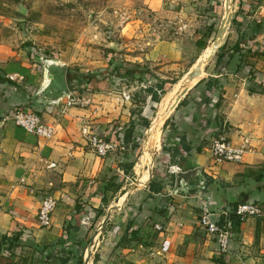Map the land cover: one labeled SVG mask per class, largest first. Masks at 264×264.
<instances>
[{
	"label": "crops",
	"instance_id": "crops-1",
	"mask_svg": "<svg viewBox=\"0 0 264 264\" xmlns=\"http://www.w3.org/2000/svg\"><path fill=\"white\" fill-rule=\"evenodd\" d=\"M187 5L149 4L155 18L169 13L173 20L167 22L176 27L167 37L158 33L141 43L145 49L125 59L138 71L129 70L120 79L145 88L155 80L152 67L163 73L187 61V70L195 65L208 38L206 33L202 49L196 46L206 31L199 26L187 29L182 17ZM189 5L199 13L216 7ZM233 18L200 76L187 84L179 99L172 101L170 91L142 140L135 164L141 184L159 146L162 123L170 115L161 141V163L171 166L170 172L160 170L143 188L121 197V191L112 195L105 186L112 176L120 184L134 175V169L128 176L123 171L135 149L132 144L139 143L137 103L130 90L123 91L129 98L119 96L120 104L114 108L98 105L94 110L93 104L62 110L63 99L57 104L37 102L33 98L44 71L36 69L22 50L0 46V264H70L72 247L87 246L86 242L98 252L91 264H264V0H240ZM121 60H115L117 65ZM90 85V90L99 91L98 98L105 97L103 84L101 90L96 83ZM17 109L36 111L44 123L56 126L55 134L46 140L16 126L10 115ZM222 124L233 144L246 146L240 162L216 163L210 157L212 138ZM130 129L131 139L124 144ZM87 131L115 142L116 149L98 156L88 145ZM174 167L198 173L178 186ZM150 181L155 189H150ZM44 194L57 200L49 228L39 227L35 217ZM240 200L258 202L262 214L242 221L228 250L218 252L214 240L197 224L200 206L206 203L212 210L228 212ZM110 207L114 208L108 212Z\"/></svg>",
	"mask_w": 264,
	"mask_h": 264
},
{
	"label": "rangeland",
	"instance_id": "rangeland-1",
	"mask_svg": "<svg viewBox=\"0 0 264 264\" xmlns=\"http://www.w3.org/2000/svg\"><path fill=\"white\" fill-rule=\"evenodd\" d=\"M155 1H157V4H188L182 15L184 17L183 22L188 24L187 29L194 30L199 26V28L206 31L205 35L207 31H210L208 26L213 27V32L207 33L208 40L201 52L202 56L204 51L210 48L216 30L223 18V0ZM155 1L0 0V46H7L12 51L22 50L23 54L28 55L29 62L34 64L36 69L43 70L42 61L51 58L61 62L73 74H93L94 78L89 83L84 82L82 86L74 84L70 89L75 91L76 94L82 92L84 97L89 99L88 106L96 104L97 106L93 107L94 110H98V105L104 107L106 105L109 108L116 107L120 104L118 98L123 96V91L130 90V94H133V98L136 99L137 103L134 107V113L135 118H138L139 121H135L138 125L135 137L141 146L139 149H134L130 155V162L133 164L132 169L134 170L136 168L135 164L142 153V140L153 118L165 99L167 100L170 91H173L174 94L172 101L176 95L178 97V95L183 94L185 91L184 83L180 82L177 87L174 85L188 71V66H186L188 61L181 67L165 69L163 73L158 72L156 67H152V73L156 74V77L145 88L137 87L133 80L120 79L129 70L138 71V68L130 65L131 63L129 64V61L125 59L129 57L132 59V55L145 49V47H141V43L152 39V37L157 38L158 33L161 37H167L172 34L171 32L174 30L172 27H176V25L168 24L169 19L173 20L169 13L155 18V14L150 12L149 4H155ZM189 4H200V6L201 4H215L216 7L215 9L209 8L207 13L206 10L204 13H199ZM238 4H240V0H233L231 20L234 12H237ZM231 22L228 27L231 26ZM208 52L210 53V49ZM190 53L192 52L188 49L187 55L189 56ZM201 56L199 59H201ZM116 59H122V62L118 61L120 65H117ZM206 64L204 63L202 67ZM142 66L146 67V65ZM161 73L163 77H159L162 76ZM90 83H96L98 90H101L100 83L103 84L104 90H107L104 92L105 97L98 98L99 91H92L96 90V87L90 90L92 88ZM179 88L180 90H178ZM154 94L157 95L158 100H154L152 97ZM100 101H103V104ZM106 112L109 113L110 111L107 110ZM161 113L157 116L153 125L155 129L159 125ZM168 118H170V115L165 118L164 122ZM144 120L149 121L148 128H145ZM164 122L162 125H164ZM163 130L164 126L160 130L159 146L152 153L147 181L143 184L138 182L140 173L137 170L128 180L117 179L120 184L115 183L116 176H112L107 182L112 195L121 191V194H119V197H121L125 192H134L137 188H143L152 175L156 176L160 173V170L170 172L171 166L166 168L165 165L168 164L161 163L164 156V152L161 150ZM179 169L173 170L172 173L180 171ZM124 174L127 175L125 172ZM120 187L124 188L120 189ZM84 245L87 246L80 247L77 244L72 247L75 253L72 251L73 256L70 264H84L88 260L91 264L92 260L98 259L95 246L93 247L87 242ZM62 252V256H64L66 251L63 250ZM79 259L81 260L79 261Z\"/></svg>",
	"mask_w": 264,
	"mask_h": 264
},
{
	"label": "built area",
	"instance_id": "built-area-1",
	"mask_svg": "<svg viewBox=\"0 0 264 264\" xmlns=\"http://www.w3.org/2000/svg\"><path fill=\"white\" fill-rule=\"evenodd\" d=\"M122 97L127 99L129 95L123 93ZM88 102L89 99L83 95L69 90L61 102L62 110L69 107L83 108L88 106ZM10 119L16 126L42 139H50L56 132V126L44 123L40 115L34 110L17 109L11 113ZM87 142L98 156H105L117 147L115 142L107 140L98 132L87 131ZM245 152L246 146L244 144H233L228 137L226 125L222 124L211 141V159L216 163L240 162ZM176 169L178 167L172 168V172ZM38 203L35 216L36 222L41 228H49L52 225V215L57 200L52 194H44L40 196ZM231 211L239 220L244 221L248 217L260 216L263 210L258 202L249 200L238 203L234 209L228 212L212 210L206 203H202L197 224L206 235L214 240L218 252H226L228 250L235 232L231 220L228 218V213ZM155 229L160 230L161 227L155 224Z\"/></svg>",
	"mask_w": 264,
	"mask_h": 264
},
{
	"label": "water",
	"instance_id": "water-1",
	"mask_svg": "<svg viewBox=\"0 0 264 264\" xmlns=\"http://www.w3.org/2000/svg\"><path fill=\"white\" fill-rule=\"evenodd\" d=\"M230 21H231V13L228 15L227 18H222L221 23L216 30L214 40L212 41L211 44L210 53L208 54L206 60L196 62L195 65L186 72L185 87L190 81L194 80V78L200 76L202 65L204 63H207L214 56L216 50L218 49L221 41L224 38V35L230 24ZM42 64L45 73L44 81L41 84V86L36 90L33 99H35L37 102L40 103L57 104L69 92L68 81H67V67L64 66L58 60H54L51 58L44 59L42 61ZM186 92L187 91H185V93ZM185 93H183V96ZM197 173H198L197 170H192L184 173H182L181 171L175 172L177 185L180 186L181 184L186 183L189 176L194 174L196 175ZM202 183L203 180L199 181L197 185L199 186ZM113 208L114 207H110L108 212L111 211Z\"/></svg>",
	"mask_w": 264,
	"mask_h": 264
},
{
	"label": "trees",
	"instance_id": "trees-1",
	"mask_svg": "<svg viewBox=\"0 0 264 264\" xmlns=\"http://www.w3.org/2000/svg\"><path fill=\"white\" fill-rule=\"evenodd\" d=\"M233 20H235V18H233L232 21H233ZM209 32H210V31H208L207 33H209ZM208 35H209V34H208ZM205 37H206V36L204 35V36H201L200 39H197V40H196L195 43H196V46H197L198 48H201V49H202V48L204 47L205 42H206V40H204ZM93 78H94V75H93V74H89V73H87V74H85V73L73 74L72 71H71L70 69L67 68V81H68V87H69V89H70L71 87H73L74 84H76V85H78V86H82L84 82H88V83H89ZM152 97L154 98V100H158V99H159V98L157 97L156 94H154ZM166 121H167V120H166ZM166 121L164 122V125H163L164 127H165V125H166ZM144 126H145L146 128L149 127V121H148V120H144ZM131 133H132V129L126 131V133H125V135H124V138H123V142H124V144H125V143L127 144V142L130 141V139H131ZM140 147H141V146H140L139 143H135V144L133 143V144H132V148L139 149ZM132 168H133V164H132L131 162H130V163H127V164H125V165H123V171H124L125 173H129V172L132 170ZM154 184H155V183H154L153 181H150V182H149V187H150V189H155ZM105 189H109L108 184H106ZM243 201H245V200H240V201H238V202H235V203L232 205V208H231V209H234L238 203H241V202H243ZM102 203H103L104 205L107 204V198H106L105 196L102 197ZM101 213H102V208H99V209L97 210V215L99 216ZM228 218L231 220V224H232L233 230L235 231V229L237 228V226H238L242 221L239 220V218L233 213V211H231V212L228 213ZM80 260H81V259H79V261H80Z\"/></svg>",
	"mask_w": 264,
	"mask_h": 264
},
{
	"label": "bare ground",
	"instance_id": "bare-ground-1",
	"mask_svg": "<svg viewBox=\"0 0 264 264\" xmlns=\"http://www.w3.org/2000/svg\"><path fill=\"white\" fill-rule=\"evenodd\" d=\"M232 2H233V0H223V9H224V11H223V18H227L228 15L231 13V10H232V8H233ZM210 48H211V46H210ZM210 48H209V49H210ZM209 49L206 50V51H204V53H203L202 56H201V59H199L200 61L205 60V59L207 58L208 53H209V52H208ZM44 77H45V73H44ZM185 81H186V80H185V77H183V78L181 79L180 82H183V83H184ZM178 90H180V88H179ZM176 96H177V95H176ZM176 96H175V97H176ZM179 98H180V96H178V97L176 98V100L179 99ZM149 167H150V165H149ZM148 177H149V172H148V174L144 177V181H145V182L147 181Z\"/></svg>",
	"mask_w": 264,
	"mask_h": 264
}]
</instances>
